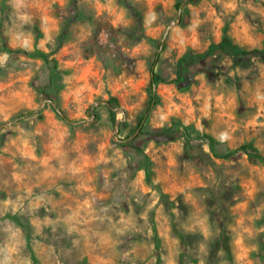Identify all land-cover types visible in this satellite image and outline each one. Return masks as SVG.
Masks as SVG:
<instances>
[{"label":"rangeland","instance_id":"obj_1","mask_svg":"<svg viewBox=\"0 0 264 264\" xmlns=\"http://www.w3.org/2000/svg\"><path fill=\"white\" fill-rule=\"evenodd\" d=\"M0 264H264V0H0Z\"/></svg>","mask_w":264,"mask_h":264},{"label":"trees","instance_id":"obj_2","mask_svg":"<svg viewBox=\"0 0 264 264\" xmlns=\"http://www.w3.org/2000/svg\"><path fill=\"white\" fill-rule=\"evenodd\" d=\"M158 59H159V55L158 53L155 54V57H154V60L152 61L151 63V66H150V72H151V82L152 84L157 80L159 79L158 78V75H156L155 73V66L158 62ZM153 100H154V95L151 96L150 98V102L148 103L144 113L141 115L140 117V120H139V123H138V127H142L143 123L146 121L151 109H152V103H153ZM55 111H58V108L54 107ZM61 117L64 119V120H67V121H70L69 118L67 116H65L64 114H61ZM140 132V130H139ZM138 133V132H137Z\"/></svg>","mask_w":264,"mask_h":264},{"label":"built area","instance_id":"obj_3","mask_svg":"<svg viewBox=\"0 0 264 264\" xmlns=\"http://www.w3.org/2000/svg\"><path fill=\"white\" fill-rule=\"evenodd\" d=\"M101 41V40H100ZM103 41V40H102ZM105 42H106V40H105Z\"/></svg>","mask_w":264,"mask_h":264}]
</instances>
